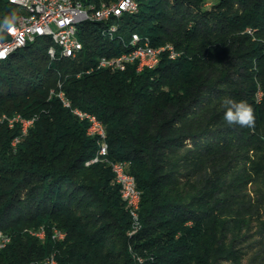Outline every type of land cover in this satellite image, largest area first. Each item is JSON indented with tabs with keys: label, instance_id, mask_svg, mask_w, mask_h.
I'll list each match as a JSON object with an SVG mask.
<instances>
[{
	"label": "trees",
	"instance_id": "obj_1",
	"mask_svg": "<svg viewBox=\"0 0 264 264\" xmlns=\"http://www.w3.org/2000/svg\"><path fill=\"white\" fill-rule=\"evenodd\" d=\"M135 1L113 38L79 24L74 58H51L39 37L0 62V118L35 119L15 145L20 125L0 120V264H264V0ZM18 13L0 0V24ZM132 33L178 54L86 72ZM58 83L105 125L107 161L86 164L96 138L50 96ZM225 97L253 107L254 128L226 123ZM108 161L126 162L141 191L134 232Z\"/></svg>",
	"mask_w": 264,
	"mask_h": 264
},
{
	"label": "built area",
	"instance_id": "obj_2",
	"mask_svg": "<svg viewBox=\"0 0 264 264\" xmlns=\"http://www.w3.org/2000/svg\"><path fill=\"white\" fill-rule=\"evenodd\" d=\"M25 3V11H19L17 16H21V23L15 24L11 32L4 31L0 37V55L7 52L11 46H16L21 42H32L41 37V33H55L57 42H60V49H52L49 45L47 52L51 58L75 57V53L82 50V42L78 36V19L89 18L94 22H103L106 25L102 29L104 35L110 38L114 34H106V27L109 25H118L117 20L123 13H130L137 6L135 0H112L101 2L98 6L93 4L85 5L81 0H64V5H56L55 0H19ZM31 6H38V15H31ZM111 21V23H108ZM128 42L137 43V50L123 51L113 56H101L97 60V66L86 70L90 72L93 69L124 70L129 64L135 63L136 71L144 68H152V64H158L157 53H166L169 58H175L168 54V47L159 48L150 47L148 38L141 37L137 33H132ZM53 95L57 96L63 106L76 110V116L80 120L87 122V129H95V136L98 144L96 155L88 161L91 163L107 156V140L105 125L92 113L84 111L77 107H72L70 100L66 97L64 91L50 89ZM6 121V120H4ZM35 121V119H28ZM25 123V122H24ZM13 125H8L13 127ZM24 128H19V134L12 139V145L18 143L25 136ZM117 169H121L125 175V183L113 182L119 188L121 200L124 202L125 209L131 216L136 231L140 226L139 215L133 214V207L140 205L141 191L137 188L136 182L133 181V175L127 171V163L117 161ZM65 233L61 232L62 239ZM6 237V232L0 231V239ZM38 238L44 239V233H39ZM2 248H0L1 250ZM46 264H57V261L46 262Z\"/></svg>",
	"mask_w": 264,
	"mask_h": 264
},
{
	"label": "bare ground",
	"instance_id": "obj_3",
	"mask_svg": "<svg viewBox=\"0 0 264 264\" xmlns=\"http://www.w3.org/2000/svg\"><path fill=\"white\" fill-rule=\"evenodd\" d=\"M9 1L11 3L15 4L18 7L19 11H25V3L24 2H20L19 0H9ZM55 4L56 5H64V0H55ZM136 11H137V6L130 13H134ZM31 15H38V6H31ZM86 21H92V19L79 18L78 19V25L83 23V22H86ZM20 23H21V16H18L16 21H15V24H20ZM116 31H117V25H110L109 26L110 34H113ZM41 37H49L50 40H51L52 49H60V42H57V36L55 35V33H41ZM148 42H150L149 39H148ZM27 43L28 42H21L20 44H18L16 46H11V48H9L6 53L0 55V62L6 60L12 53L16 52L18 49L22 48ZM128 46H129L128 47L129 49L126 50V51L137 50V43H135V42H129ZM150 47H157V46H153L150 43ZM166 47H168V54L170 56H172V57H176L177 56V53L175 52V49H174L172 44L165 43V44L159 45V48H166ZM161 54L162 53H157V61H159ZM77 55H78V53H75V56H77ZM156 65L157 64H152V67H154ZM96 66H97V63L95 65V67ZM92 67H94V66H92ZM111 71H115V70H111ZM51 94H53V91H50V96H51ZM71 111L76 115V110H71ZM3 118L7 119L8 125H13V122H15V124L16 123L19 124L20 128H24V130H26L25 134L28 131V127L31 124H33V121H28V118H25V117L21 116L18 113L13 115L12 117L4 116ZM29 119H34V118H29ZM87 134L90 135V136H95V129H87ZM107 153H108V146H107ZM99 160H106L107 161L106 158L99 159ZM99 160H97V161H99ZM108 163H109V165L111 167V172L113 173V182L125 183V175L123 174V171L121 169H117V161H114V162L113 161H108ZM86 164L87 165L91 164V161H87ZM133 181L136 182L134 176H133ZM139 208H140V205L136 206V207H133V214L134 215H139ZM131 232H134V231H131ZM39 233H44V237L46 235V232L43 229L36 230V231L32 232V234L35 235L36 237H38ZM52 235H53V237L60 238L61 237V232L59 230L52 229ZM40 239H42V238H40ZM8 242H9V237L8 236L2 237L0 239V248L5 247V245ZM52 261H55V260L53 258H49V259H47L46 262H52Z\"/></svg>",
	"mask_w": 264,
	"mask_h": 264
},
{
	"label": "clouds",
	"instance_id": "obj_4",
	"mask_svg": "<svg viewBox=\"0 0 264 264\" xmlns=\"http://www.w3.org/2000/svg\"><path fill=\"white\" fill-rule=\"evenodd\" d=\"M15 20L16 17L14 14L11 17H6L3 23L0 24V32H11L14 29ZM222 104L225 109L223 119L228 125L254 128L255 114L253 107L249 103L244 100L237 101L233 98L225 97Z\"/></svg>",
	"mask_w": 264,
	"mask_h": 264
},
{
	"label": "rangeland",
	"instance_id": "obj_5",
	"mask_svg": "<svg viewBox=\"0 0 264 264\" xmlns=\"http://www.w3.org/2000/svg\"><path fill=\"white\" fill-rule=\"evenodd\" d=\"M210 1H212V0H209V2ZM209 2H208V4H209ZM175 49V48H174ZM175 52L178 54V52L175 50ZM258 96H260V93L258 94ZM4 116H6V115H2L1 116V118H0V120H6L5 118H3ZM7 117H11V116H7ZM6 123H7V121H6ZM8 125V124H7Z\"/></svg>",
	"mask_w": 264,
	"mask_h": 264
}]
</instances>
